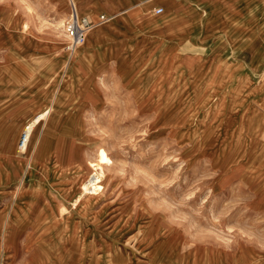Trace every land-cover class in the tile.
<instances>
[{
    "label": "rangeland",
    "instance_id": "obj_1",
    "mask_svg": "<svg viewBox=\"0 0 264 264\" xmlns=\"http://www.w3.org/2000/svg\"><path fill=\"white\" fill-rule=\"evenodd\" d=\"M68 2L0 0V68H20L28 88L26 99L0 96V168L12 162L8 136L56 97L61 76L79 86L68 72ZM228 15L199 22V44L182 41L176 69L154 39L131 60L103 59L93 97L84 83L55 103L36 164L35 148L16 144L18 178L0 182V264H264V53L250 70L242 55L264 44V21L245 33L246 16ZM235 38L234 53L220 54ZM100 150L104 190L74 207Z\"/></svg>",
    "mask_w": 264,
    "mask_h": 264
},
{
    "label": "crops",
    "instance_id": "obj_2",
    "mask_svg": "<svg viewBox=\"0 0 264 264\" xmlns=\"http://www.w3.org/2000/svg\"><path fill=\"white\" fill-rule=\"evenodd\" d=\"M73 4L78 5L81 17H86L96 23L98 17L103 15L106 21L100 25L101 27L98 26V29L93 33L86 35L84 40L86 49L84 50L83 58L71 70L72 76L79 83L77 90H74L76 92L66 91L64 85L61 87L59 82V95L63 94L65 99L73 95L69 98L70 100H74L80 93L81 84L88 83L89 87L91 84L95 85L92 78L96 75L97 69L105 66L104 60H106V64L108 62L110 65L119 64L128 59L131 60L135 54L145 51L147 40L148 42L153 39L157 40V48L161 45L164 46L161 51L157 52L160 58L168 55L178 58V61L170 66L171 69H176L178 65L183 63L185 55L177 50L182 41L187 38V44L191 46L193 42L199 44L195 31L199 29L200 21H210L211 19L212 21H220L222 24L230 23L233 20L228 14L233 11H236V13L240 12V15L246 16L245 21L239 27L241 30H245V33L257 28L259 17L261 21H264V0H73ZM157 8L162 9L161 13H156ZM184 8L185 10L187 8V10L179 14V10ZM153 19L155 20L154 22ZM187 31L190 34L182 38L181 36L186 34ZM205 31L208 30L205 29ZM236 41H238V38L226 41V47L221 50L220 54L222 52L226 54L229 51L233 52L232 47ZM202 47L203 52L199 55L204 57L206 48ZM96 52L101 54L103 62L96 56ZM262 53H264V44L244 50L242 55L246 58L245 65L248 70L258 64ZM25 65L34 70L28 85L30 92L33 93L32 79L36 75L35 68L31 63H25ZM7 66L0 68L1 98L5 100L8 97H17L18 93H24V98L26 99L25 91L28 88L25 87L26 84H23L22 72L18 73L20 68L17 69L13 66L15 71L5 70L3 72ZM71 89L73 90V88ZM87 94L88 96L91 95V93ZM48 100L44 101L45 103H41L29 117L20 120L19 129L12 131V134L8 136L3 149L8 151L12 157V162L7 167L0 168V182L9 183L17 180L19 162L15 160L14 155L18 151L16 148L18 132L23 125L38 113L37 111L40 108H44L45 104H48ZM17 102L5 112L6 120L9 122L11 120L8 112H12ZM17 110L20 111L22 109ZM13 111L16 112V110ZM40 122V124H43L44 120ZM75 198H77V195ZM75 198L71 203L74 202Z\"/></svg>",
    "mask_w": 264,
    "mask_h": 264
},
{
    "label": "bare ground",
    "instance_id": "obj_3",
    "mask_svg": "<svg viewBox=\"0 0 264 264\" xmlns=\"http://www.w3.org/2000/svg\"><path fill=\"white\" fill-rule=\"evenodd\" d=\"M65 3H67V2L65 1ZM68 11L70 13V19L73 20V21H75V19H76L79 22L81 18H86V17H81L80 16L78 5H75L73 3L71 4V3L68 2ZM161 11H162V9H161ZM161 11L158 12V13L156 12V13L159 14V13H161ZM156 18H157V16H156ZM86 20L89 21L91 23V25H90V27L88 29H86L83 32L82 40L80 42H78V43L75 44L74 40H72V38L69 37L71 39L70 45L68 47V49H70L69 59H68V67H69V71L68 72L69 73H71V70H73L74 66H76L77 64H79V62L83 58V55H84V52H85L84 50L86 49L85 48L86 46L83 45L84 40H85V37H86V34H88V32L92 28H94L95 25L104 23L106 21V19H105L104 16H103L102 19H101V16H100V18H98V22H96V23L90 21L88 18H86ZM96 56L100 59L101 62H103L100 53L96 52ZM65 77H66V74L64 75V77H63V75L61 76V79H60V84H61L60 86L61 87L63 86V79ZM93 86H95V85L91 84V86L89 87L90 90H91L89 93H91L92 96H94L93 95V92H92V87ZM65 88H66L65 89L66 91L71 90V92H73V93L76 92V91H74V90L71 89V83H70V81L67 83V86ZM72 96L73 95H70V96L66 97V99L70 100L69 98L72 97ZM63 98H64V95L63 94L59 95V92H57L56 97L55 98H51L50 100H48V104H45V106L41 110V112L38 113V114H36V115H34L27 122V124L25 125V127L23 129V132L20 134L21 140L24 137L23 145L20 146L19 145L20 143L17 142V148H23L24 147L23 150L25 149V151H26L27 148H33V149L35 148L34 155L32 157L33 164L34 163L35 164L37 163V160L39 159L40 154H41V151L43 149L42 143L39 142V140H38V137H39L38 134H39V132H41V130L44 133L45 131H47L50 128V125L46 121H47L48 117L51 115V113L53 112V110L55 108V103H61V102H63V100H62ZM55 100H56V102H55ZM43 103H45V102H43ZM41 120H44L43 124H40L41 123L40 122ZM45 123H46V125L44 126ZM40 126H42V127L44 126V128H40ZM21 140H20V142H21ZM35 142H38L36 146H34ZM59 154L62 155V156H60V158H61V160H63V158L65 156V153L63 151H61ZM107 161H109V160L106 158V155H105L104 151L103 150H100L99 151V156H98V159L96 160V162H89L88 163V165H87V170H88L87 171V177L92 172H94V174H92V176L88 177V179L86 180L87 182L85 181V182H83L81 184V186H80V192L78 193L77 198H75L74 202L72 203V206H74V207L81 206V204H82L81 203V200H82V198L84 196L83 194H88V192H90V188H91V191L92 192L94 191L93 193L90 194V196H94V195H96L98 193H101L104 190V183L102 181H100L101 183L98 184L99 179H98L97 174L100 175L101 177L103 176V170H102L103 169L102 168L103 166L102 165H103V163H105ZM34 167H35V165H34ZM30 168H31V166H30ZM92 198H94V197H92Z\"/></svg>",
    "mask_w": 264,
    "mask_h": 264
},
{
    "label": "built area",
    "instance_id": "obj_4",
    "mask_svg": "<svg viewBox=\"0 0 264 264\" xmlns=\"http://www.w3.org/2000/svg\"><path fill=\"white\" fill-rule=\"evenodd\" d=\"M160 11H161V8H157L156 12L158 13ZM102 18H103V16H101V19ZM90 25H91V23L89 21H87L86 18H81L79 22L76 19H75V21L70 19V22L66 27V32L68 33V36L70 38H72V40H74V42L76 44L82 40L83 32L86 29H88L90 27ZM23 140H24V137L22 138L21 142L19 139L20 146L23 145ZM18 150L20 151L19 148H18Z\"/></svg>",
    "mask_w": 264,
    "mask_h": 264
}]
</instances>
